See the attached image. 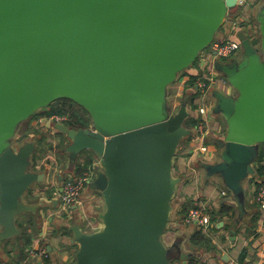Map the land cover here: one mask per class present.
Segmentation results:
<instances>
[{"label":"water","instance_id":"water-1","mask_svg":"<svg viewBox=\"0 0 264 264\" xmlns=\"http://www.w3.org/2000/svg\"><path fill=\"white\" fill-rule=\"evenodd\" d=\"M240 1L0 0V239L18 234L15 217L35 208L22 196L45 177L28 171L33 143L17 151L7 143L19 124L64 99L92 125L46 127L69 140V169L92 153L98 167L91 190L105 208L99 231L70 227L79 245L75 264H169L173 255L161 236L178 183L172 160L190 131L187 102L168 115L167 88L208 49ZM258 21L261 54L241 28L234 37L242 58L213 65L238 94L216 97L226 131L214 141L218 163L202 167L231 193L254 173V146L264 143V10Z\"/></svg>","mask_w":264,"mask_h":264},{"label":"crops","instance_id":"crops-1","mask_svg":"<svg viewBox=\"0 0 264 264\" xmlns=\"http://www.w3.org/2000/svg\"><path fill=\"white\" fill-rule=\"evenodd\" d=\"M236 9L238 8L236 7ZM231 21L234 20L229 17L225 18L224 24L214 36V41L234 38V33L241 28L235 29L231 25ZM245 24L247 23L245 22ZM248 25L250 26V24ZM245 27H243L244 30ZM204 68L197 59L174 81V83L178 81L179 83L171 94L173 97L171 108L176 109L181 99L183 102H187L188 116L184 126L187 121H197L200 118L195 111L201 105L200 101L196 100V85L191 90L187 88L186 83L189 77L200 79ZM237 94V91L227 83L223 85L216 82L206 95L205 105L208 107L206 120L209 131L206 142L210 155L216 153V159L210 161L211 163L205 162L199 151L192 149V147L197 146V137L193 132L194 128H186L190 131V135L180 141L176 151L179 155L174 156L175 165H173L174 158L172 160L171 175L177 179L178 183L171 201L168 224L161 236L162 245L171 249L173 255L169 264H189L191 259L195 261V264H264V211L255 201L260 186L259 182L264 180V167L261 165L263 167L262 176H257L255 169L259 153L263 152L264 154V143L254 146L257 152L252 166L254 173L242 181L239 193L229 192L219 175L209 174L202 167V164L213 165L218 163L219 150L214 141L222 140L226 131L224 120L214 112L217 104L216 97L221 95L234 99ZM44 126L47 129L46 123ZM50 134L51 139L45 138V143L51 149L44 150L42 160L36 164L34 169L37 174H45L44 180L49 183L50 187H53L50 183L55 182L57 190L56 192L52 188L47 190L46 196L40 197L39 201L36 199L38 203L35 204L34 211L22 213L15 217V226L16 223H19L22 224V228L16 226L17 235L8 239H0V264H75L79 245L73 240L70 227L77 224L83 233L91 234L94 233L93 227L102 224L101 216L105 208L99 193L91 190L92 183L85 188L81 195V201L92 226L86 221H82L74 209L70 213L59 211L57 196L61 183L68 176L76 175L75 166L77 164L81 166L86 155H92V153L83 152L76 159L73 168L69 169L68 154L66 153L69 140L58 133L51 132ZM35 150H37L36 145ZM55 150H57L59 158L54 159L52 151ZM93 159L95 158L93 157ZM174 171L178 174L177 177L174 176ZM49 172L56 176L55 181L50 178ZM59 177H61L60 181ZM222 193H225V196H222ZM23 203L31 206V202ZM191 209H201L208 217L210 215V218L212 214L215 215V220H210L211 225L207 231H202L210 239L212 245L210 250L197 249L192 251L188 248L189 237L195 230L199 229L195 224L185 225L182 222L183 213H188ZM86 224L91 228H88ZM1 234L2 228L0 227V236ZM23 236L27 238V241L22 239ZM41 249H44L48 254L46 259L35 257L30 253V251L36 252ZM173 253L185 255L187 258L178 259ZM242 253H245V258L243 262H240L239 257Z\"/></svg>","mask_w":264,"mask_h":264},{"label":"built area","instance_id":"built-area-1","mask_svg":"<svg viewBox=\"0 0 264 264\" xmlns=\"http://www.w3.org/2000/svg\"><path fill=\"white\" fill-rule=\"evenodd\" d=\"M242 3V0L239 2L238 6ZM236 18L234 21H231V25L236 29L238 25L243 21ZM234 29V30H235ZM240 42L234 37L227 38L226 40H217L213 41L208 49L199 55L198 61L203 65L204 72L200 79L196 82L195 86V95L196 100L200 101V106L196 108V113L200 117L198 123L195 126L193 132L196 135L197 146L192 147V149L198 150L199 153L204 158L205 162L211 163L210 152L208 150V143L206 142L208 136V127H207V113L208 107L205 105L206 95L212 89V86L219 82L223 85L226 84L225 78L219 74L213 67L214 62H219L225 64L229 61L235 60L239 51H240ZM66 119L61 116H51L46 120V123L53 125L56 123L64 124ZM51 129V128H49ZM53 130V129H52ZM56 133L55 131H52ZM261 165L264 167V157L261 161ZM98 167V162L96 159H93L91 166L87 168L79 176H68L62 183L61 188L57 196V201L59 202V211L61 213H70L75 210L79 215L82 221H86L89 225V217L86 215L84 205L81 201V195L84 192L85 188L92 183L96 176V169ZM49 176L53 181L56 180V176L49 172ZM260 186L257 190L255 201L258 203L260 209L264 211V180L259 182ZM222 196H225V193H222ZM74 209V210H73ZM185 225L195 224L203 232H206L208 227L211 225L209 217L201 209H191L185 219L183 220ZM87 226V224H86ZM92 226V225H91ZM91 228L90 226H87ZM94 233L99 231L101 226L93 227ZM92 234V233H91ZM31 255L35 257H40L46 259L48 254L44 249L40 251H30Z\"/></svg>","mask_w":264,"mask_h":264},{"label":"rangeland","instance_id":"rangeland-1","mask_svg":"<svg viewBox=\"0 0 264 264\" xmlns=\"http://www.w3.org/2000/svg\"><path fill=\"white\" fill-rule=\"evenodd\" d=\"M238 10L236 12V14H238V18H242L246 23H247V26L245 27V33L247 35V40L248 42L251 44V48L253 50H256L259 54H261V51H262V41H261V38H262V27L260 25V22L258 21V15L260 13V11L264 10V0H242V3L237 6ZM236 9V8H235ZM234 9V10H235ZM234 10H229L228 11V14H227V17H232L233 16V13L232 11ZM228 19V18H227ZM249 23H248V22ZM250 24V26L248 25ZM255 40L256 41V44H252V41ZM243 45L240 46V51L236 57L235 60H240L243 56ZM205 51H203L202 53H204ZM179 83L178 82H175L173 84H171L169 87H168V90H167V94H166V109H167V113L169 116L171 115H175V113L177 112L178 108L181 106V104L183 103V100L181 99L180 103L178 104L177 108L176 109H173L171 108V102L173 100V97H172V91L175 90V87L176 85ZM61 103H64L65 104V109L68 108V109H74V110H77L79 112V115H82V116H85V117H89V115L86 113V111H84L81 107L77 106L75 103L71 102V101H68V100H64V99H59L57 101H54L51 105H59ZM49 105L48 107L46 108H43L41 110H38L35 114H33L32 116H30L28 119H26L25 121H23L21 124L18 125V127L16 128V131L12 137L11 140H9V142L7 143L8 147H10L13 151H17L19 149V147H21L22 145H24L25 143H33L34 144V147H35V143L33 142V137L34 136H40L41 134L43 135V137L51 139V132L53 131L52 129H46L44 124L46 123V120L45 118H42L40 119L38 122H36L33 118L35 116H40L42 113L46 112L49 110L50 106ZM69 114L70 112L67 111L66 114H64L65 116H63L66 121L69 119ZM90 119V118H89ZM91 121H90V125L89 127L91 126ZM44 126V127H43ZM22 135H26L27 138L22 142V143H19L17 142L18 139L20 137H22ZM35 155H38V148L37 150H34L33 154L31 155L30 157V167L28 168V171L30 172H34L32 171V167H31V159L32 157ZM179 153L176 152V155L175 157H177ZM52 156L53 158H59V154H57V150L55 151H52ZM51 156V157H52ZM180 157V156H179ZM216 157V153H212L211 155V158L210 160L212 161L214 158ZM204 159V158H203ZM216 159V158H215ZM173 165H175L176 163V160L174 158L173 160ZM174 176L177 177L178 174L176 173V171H174ZM37 173V172H35ZM55 183V182H54ZM52 184L50 183L51 186L53 187H50L49 186V183L46 182L44 180L43 183L41 184H32L30 189L28 191H31L32 193V196H28V194H24L22 196V199L21 201L22 202H31V206H35L36 203H38L36 201V199H38L39 201V198L40 197H43L46 196V191L51 189L56 192V188H57V185L56 184ZM26 195V196H25ZM28 196V197H27Z\"/></svg>","mask_w":264,"mask_h":264},{"label":"trees","instance_id":"trees-1","mask_svg":"<svg viewBox=\"0 0 264 264\" xmlns=\"http://www.w3.org/2000/svg\"><path fill=\"white\" fill-rule=\"evenodd\" d=\"M237 10L238 9H235L234 11H232V12H234L233 16L230 17V18H232V20H235L238 17V14H236ZM245 26H247V24H245V22H241L238 25L239 28H243ZM252 44H256V41L253 40ZM197 79H199V78L198 77H189V80L186 83L187 88H189L191 90L194 89V86L196 84ZM68 108L65 109V104L64 103H61V104H59L57 106L56 105H53V106L51 105L48 111L42 113L40 116H35L33 119L36 122H38L42 118L48 119V118H50L51 116H54V115L63 117V116H65L64 114H66V112L69 111L70 112L69 119L64 122V124L66 126H68L71 129H75V130L89 128L90 119H89L88 116L85 117V116L79 115V112L77 110H74V109L70 110ZM197 123H198V120L197 121L189 120V121L186 122L185 126H186V128L191 129V128H195ZM26 138H27L26 135H22V137H20L17 142L22 143ZM32 139H33L36 147L38 148V155L34 154V156L31 159L32 171L36 172L34 167L36 166L37 163H39L42 160L44 150H48V149L50 150L51 147L48 146L45 143V137H43L42 134L40 136L36 135ZM263 156H264L263 152H260L258 157H257V160H256L255 169H256L257 176H262L263 175V167L261 166V161L263 159ZM92 163H93V156L91 154H87L86 157L84 158L83 164L81 166L78 165V164L75 166L76 167L75 172L77 174L74 175V176L81 175L83 172H85L87 170V168L89 166H91ZM26 194H28V196H30V197L32 196L31 191H28ZM186 215H187V213L184 212L183 215H182V222L185 219ZM211 216L212 217L210 218V215H209V218H210L209 220L214 221L215 220V215L212 214ZM16 226L18 228H20V229L22 228V224H19V223L17 224L16 223ZM22 239L24 241H27V238L25 236H23ZM28 242H29V240H28ZM187 244H188V248L190 250H192V251L197 250V249H205V250L212 249V245H211L210 239L207 236H205L200 229L195 230L192 233V235L189 237V239L187 241ZM244 258H245V253H242L240 255V257H239V261L243 262ZM189 264H195V261H193V259H191Z\"/></svg>","mask_w":264,"mask_h":264}]
</instances>
